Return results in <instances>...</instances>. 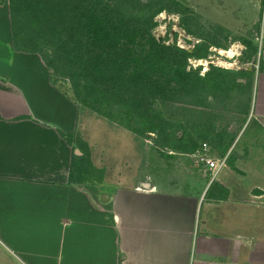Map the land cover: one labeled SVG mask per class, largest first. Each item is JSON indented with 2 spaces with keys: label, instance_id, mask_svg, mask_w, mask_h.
Returning <instances> with one entry per match:
<instances>
[{
  "label": "crops",
  "instance_id": "1",
  "mask_svg": "<svg viewBox=\"0 0 264 264\" xmlns=\"http://www.w3.org/2000/svg\"><path fill=\"white\" fill-rule=\"evenodd\" d=\"M40 67L15 49L0 0V264H264V73L239 136L211 142L227 158L212 177L197 150L82 110ZM98 117L114 131L91 143ZM80 140L84 174L72 173Z\"/></svg>",
  "mask_w": 264,
  "mask_h": 264
},
{
  "label": "trees",
  "instance_id": "2",
  "mask_svg": "<svg viewBox=\"0 0 264 264\" xmlns=\"http://www.w3.org/2000/svg\"><path fill=\"white\" fill-rule=\"evenodd\" d=\"M168 3L172 2L10 0L14 47L18 52L40 55L58 78L71 83L76 96H81L80 102L91 111L107 117L103 111L107 102L96 99L101 94H95L93 88L91 92L87 87L81 88V80H84L81 78L86 74L94 77L95 85L108 87L118 94L116 102L127 117V123L118 122L121 126L141 137L157 133L155 142L161 148L192 152L195 146L192 148L188 140L191 134L185 131L183 136L177 137L173 132L176 126L166 123L154 106L167 102L206 107L210 98L233 85L223 73L234 72L211 69L200 75L189 71L188 59L195 52L191 54L156 39L153 35L157 25L155 18L169 8ZM242 42L255 55L253 41ZM198 46L203 51L209 50L204 41ZM201 53L197 56L201 57ZM143 112L155 114V121L137 118L139 114L144 117ZM241 113L248 115L247 110ZM137 123L145 127L137 128ZM73 137L66 138L72 142ZM77 148L83 155H74L72 173L78 170L84 174L90 162L89 148L82 140Z\"/></svg>",
  "mask_w": 264,
  "mask_h": 264
},
{
  "label": "rangeland",
  "instance_id": "3",
  "mask_svg": "<svg viewBox=\"0 0 264 264\" xmlns=\"http://www.w3.org/2000/svg\"><path fill=\"white\" fill-rule=\"evenodd\" d=\"M170 1L172 3L167 4L170 9L163 10L155 18L157 25L153 30V35L164 44L191 54L195 52L188 59L189 71L199 72L200 75H205L211 69L233 71L234 73H223L232 81L231 88L233 89H226L227 91H222L210 98L206 107L166 102L157 103L154 110L159 116H163L166 123L176 126L177 129L173 132L177 137L183 136L185 131L191 134L192 137L188 140H191L189 144L193 145L192 148L195 146L194 151L203 144H208L211 148V142H214V146L220 138L228 137L230 133L235 132L236 137L239 136L250 119L254 107L253 100L257 93V78L259 74L264 73V0ZM242 40L253 41L255 55L243 44ZM203 41L209 46L208 51L199 48L198 45ZM202 51L203 53H201ZM231 51L234 53L232 58L225 54V52ZM199 53H201V57L197 56ZM35 56L39 61L41 58V62L45 65L44 68L34 69L36 73L39 71L45 73V69H47L52 75L54 85L68 90L67 93L78 101L79 108L91 111L80 102L81 96H76L74 93L76 91L68 80L59 79L55 70L48 67L40 55ZM244 70L252 73L244 74L242 72ZM80 74L84 76L83 72ZM86 76L81 78L84 79L81 80V88L86 89L87 87L86 90L89 92L93 88L95 94H101V97L97 96L96 99L107 102L103 110L107 117H102L118 125H120L118 122L122 121L127 123V117L123 114L122 107L116 102L118 94L109 90L108 87L104 88L100 84L95 85L94 77L89 75L86 78ZM39 81H41V77ZM89 86L90 88H88ZM91 100L93 101L94 98L92 97ZM244 110L248 111L245 118L241 114ZM90 115L94 116L92 113ZM143 115L144 117L139 114L137 118L155 121L153 119L155 114L147 115V112H143ZM139 127L143 129L145 126L137 123V128ZM110 129L112 126L101 117L90 118V124L86 129L88 140L91 143L105 141L104 138L110 135ZM150 136L157 139L158 135L157 133H148L145 138H150ZM151 142L153 144V141ZM214 151L219 152L215 148ZM214 151L211 148V153Z\"/></svg>",
  "mask_w": 264,
  "mask_h": 264
},
{
  "label": "built area",
  "instance_id": "4",
  "mask_svg": "<svg viewBox=\"0 0 264 264\" xmlns=\"http://www.w3.org/2000/svg\"><path fill=\"white\" fill-rule=\"evenodd\" d=\"M192 157L195 163L209 171L212 177L217 176L227 165V158H217L212 155L208 144H203Z\"/></svg>",
  "mask_w": 264,
  "mask_h": 264
},
{
  "label": "bare ground",
  "instance_id": "5",
  "mask_svg": "<svg viewBox=\"0 0 264 264\" xmlns=\"http://www.w3.org/2000/svg\"><path fill=\"white\" fill-rule=\"evenodd\" d=\"M223 53H224V52H223ZM225 54H228V55H229V57H231V58L234 56V53H233V51H231V52H228V53H227V52H225ZM225 57H226V56H225ZM207 62H208V61H207Z\"/></svg>",
  "mask_w": 264,
  "mask_h": 264
}]
</instances>
